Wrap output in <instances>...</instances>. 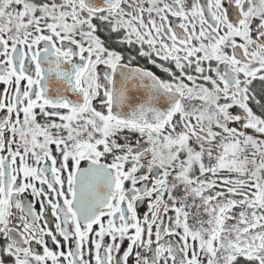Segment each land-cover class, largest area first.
I'll use <instances>...</instances> for the list:
<instances>
[{
	"label": "snow or ice",
	"instance_id": "snow-or-ice-1",
	"mask_svg": "<svg viewBox=\"0 0 264 264\" xmlns=\"http://www.w3.org/2000/svg\"><path fill=\"white\" fill-rule=\"evenodd\" d=\"M0 264H264V0H0Z\"/></svg>",
	"mask_w": 264,
	"mask_h": 264
}]
</instances>
